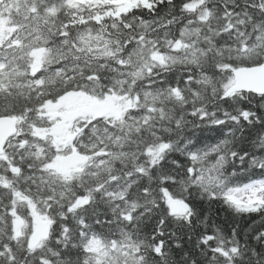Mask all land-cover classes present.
<instances>
[{
  "label": "snow or ice",
  "instance_id": "snow-or-ice-1",
  "mask_svg": "<svg viewBox=\"0 0 264 264\" xmlns=\"http://www.w3.org/2000/svg\"><path fill=\"white\" fill-rule=\"evenodd\" d=\"M0 264H264V0H0Z\"/></svg>",
  "mask_w": 264,
  "mask_h": 264
},
{
  "label": "trees",
  "instance_id": "trees-1",
  "mask_svg": "<svg viewBox=\"0 0 264 264\" xmlns=\"http://www.w3.org/2000/svg\"><path fill=\"white\" fill-rule=\"evenodd\" d=\"M223 215V214H222ZM255 219H259V217H255Z\"/></svg>",
  "mask_w": 264,
  "mask_h": 264
}]
</instances>
